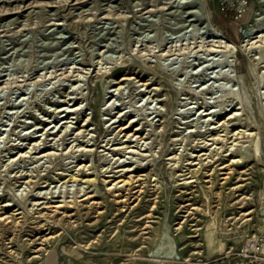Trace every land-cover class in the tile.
Masks as SVG:
<instances>
[{
	"label": "rangeland",
	"instance_id": "374dc122",
	"mask_svg": "<svg viewBox=\"0 0 264 264\" xmlns=\"http://www.w3.org/2000/svg\"><path fill=\"white\" fill-rule=\"evenodd\" d=\"M123 164L145 173L130 205ZM0 205V264H241L264 232V0H0Z\"/></svg>",
	"mask_w": 264,
	"mask_h": 264
},
{
	"label": "bare ground",
	"instance_id": "6f19581e",
	"mask_svg": "<svg viewBox=\"0 0 264 264\" xmlns=\"http://www.w3.org/2000/svg\"><path fill=\"white\" fill-rule=\"evenodd\" d=\"M222 35V34H221ZM223 36V35H222ZM231 41V40H230ZM135 77V76H134ZM126 79H129V77H127V76H123V77H121L118 81H117V84H118V86L117 87H122V83L124 82V80H126ZM134 80V79H133ZM151 82V81H150ZM142 84V83H141ZM144 85L146 84L147 85V82H144L143 83ZM149 84V83H148ZM117 89V88H116ZM149 92L151 93L152 92V90H149ZM157 94V93H156ZM70 96V95H69ZM70 97H72V96H70ZM68 98V97H67ZM73 98V97H72ZM66 100V99H65ZM69 100V99H68ZM72 100V99H71ZM75 101V100H74ZM72 105V104H71ZM79 106V105H78ZM59 107V106H58ZM74 107V106H73ZM76 108H77V106H76ZM61 108H58V111L60 110ZM63 110V109H62ZM75 110H77V109H75ZM61 111V110H60ZM117 113H122V109H120ZM206 114H209V113H206ZM238 115V113H237V110H233L231 113H230V116H233V115ZM236 115V116H237ZM69 117V116H68ZM235 117V116H234ZM134 119V118H133ZM84 120V119H83ZM70 121V120H69ZM133 121V120H132ZM131 121V122H132ZM68 122V121H67ZM223 122H225V121H223ZM89 124V123H88ZM82 125H84V124H82ZM87 125V124H86ZM222 125H223V123H222ZM38 126V125H37ZM68 126V125H67ZM39 127H41V125H39L38 126V128ZM79 127H81V126H79ZM46 128V127H45ZM142 129L143 128H141L140 126H134L133 124H124V125H122L121 126V130L122 131H124V130H126L125 131V136H128V137H130V136H140V137H142V134H141V132H142ZM80 130H82V127L80 128ZM88 130V129H87ZM120 130V131H121ZM85 131V130H84ZM84 131H83V133H84ZM48 132V131H47ZM79 133H80V131H79ZM82 133V132H81ZM119 134V133H118ZM124 134V133H123ZM145 136V135H144ZM127 137V138H128ZM140 137H138V138H140ZM117 139V138H116ZM129 139V138H128ZM127 140V139H126ZM36 143V142H35ZM35 143H33V144H35ZM39 146V145H38ZM216 147V146H215ZM34 148V147H33ZM212 149H213V147H212ZM211 149V150H212ZM200 151V150H199ZM213 151V150H212ZM211 152V151H210ZM214 152V151H213ZM198 153V152H197ZM218 153V152H217ZM204 154V153H203ZM206 154V153H205ZM200 155V154H199ZM192 156H194V154L192 155ZM198 156V155H197ZM201 156V155H200ZM212 156V155H211ZM214 156V155H213ZM238 156V155H237ZM209 157V156H208ZM203 159V158H202ZM233 160V162H235V161H239L240 159H236V158H233L232 159ZM231 160V161H232ZM192 162V161H191ZM86 165V164H85ZM121 165V164H120ZM125 167H123V169H119V170H116L115 171V173H112L111 175H109V176H114L111 180H113V181H115L114 183L116 184V186L115 187H112V186H110L109 188H113L112 190L114 191V192H118V193H116V195H119V197H120V199H121V202H124L125 204H128L129 203V205H130V200H131V198L133 197V195H132V193L129 195L128 194V196L124 193V192H120V190H122V191H125V190H128V191H134V192H138L140 189H138V187L139 186H141V182H139V181H141L142 180V176L145 174V173H141V172H139V173H137V172H135V169L132 167V165H128V164H123ZM225 167L227 166V165H224ZM87 167H88V165H87ZM228 168V167H227ZM230 169V168H229ZM233 169V168H232ZM114 171V170H113ZM123 171V172H122ZM116 172H120V174H117ZM122 172V173H121ZM244 172H246V170H244ZM129 173V174H128ZM195 173H196V171H195ZM245 174V173H244ZM124 176V177H123ZM146 176V175H145ZM76 177V176H75ZM189 177V176H188ZM192 177V176H191ZM77 178H78V176H77ZM92 180H95V178L94 179H92ZM112 181V182H113ZM121 182H123V184L122 185H119V187H118V184H120ZM139 182V183H138ZM141 191V190H140ZM86 192V191H85ZM133 192V193H134ZM141 193V192H140ZM85 197H84V199H86V200H91V199H94L95 197H96V194H94L93 193V191H87L85 194ZM83 195V196H84ZM246 199V198H245ZM39 200V199H38ZM119 200V199H118ZM238 200V199H237ZM240 200V199H239ZM131 201H134V200H131ZM241 201H243V199L241 198ZM44 202V201H43ZM58 202L59 203H57V205H52L53 207H57V208H61V207H75L76 206V204L78 203L76 200H65V199H58ZM119 202V201H118ZM245 202V201H244ZM33 203V202H32ZM37 203V202H36ZM41 203V202H40ZM93 203L95 204V205H98V206H100V202L98 201V200H93ZM8 204V203H7ZM7 204H4V205H7ZM10 204V203H9ZM38 204H39V202H38ZM38 204H36V205H38ZM136 204V203H135ZM244 204V203H243ZM3 205V206H4ZM11 205V204H10ZM9 205V206H10ZM35 205V204H34ZM33 205V206H34ZM45 206H46V204H44ZM1 206V205H0ZM40 206V205H39ZM126 207H128V206H126ZM41 208V207H40ZM97 209V208H96ZM4 210V209H3ZM25 211V210H24ZM55 211H56V209H55ZM26 212V211H25ZM54 212V211H53ZM16 213V212H15ZM18 213H19V211H18ZM12 214H13V212H12ZM67 214V213H66ZM75 213H72V214H69L70 216H73ZM12 215H5V219H9L10 217H11ZM66 216V215H65ZM4 217V216H3ZM63 217L64 216H61V218L63 219ZM61 218H60V220H61ZM0 219H3L2 217L0 218ZM5 219H3V220H5ZM16 219V218H15ZM13 220V219H12ZM54 220V219H53ZM65 220V219H64ZM8 221V220H7ZM10 221H11V219H10ZM52 221V220H51ZM16 223V222H15ZM42 236V235H41ZM208 237H209V239H210V241H212V239H213V236H212V233H210L209 235H208ZM45 239V238H44ZM160 243L161 242H159L157 245H156V247L155 248H158L159 247V249H162V246H160ZM43 244H45L44 242H43ZM44 249V248H43ZM154 252H155V249H153V254H151L150 256L151 257H162V258H167V259H173L174 257H175V254H173L172 252H166V253H163V254H160V250H157V253H155L154 254ZM162 253V252H161ZM175 253V252H174ZM32 260V259H31Z\"/></svg>",
	"mask_w": 264,
	"mask_h": 264
},
{
	"label": "built area",
	"instance_id": "2783aa9c",
	"mask_svg": "<svg viewBox=\"0 0 264 264\" xmlns=\"http://www.w3.org/2000/svg\"><path fill=\"white\" fill-rule=\"evenodd\" d=\"M241 264H264V232L250 239L241 249Z\"/></svg>",
	"mask_w": 264,
	"mask_h": 264
},
{
	"label": "water",
	"instance_id": "95a60500",
	"mask_svg": "<svg viewBox=\"0 0 264 264\" xmlns=\"http://www.w3.org/2000/svg\"><path fill=\"white\" fill-rule=\"evenodd\" d=\"M262 214H264V209H262Z\"/></svg>",
	"mask_w": 264,
	"mask_h": 264
}]
</instances>
